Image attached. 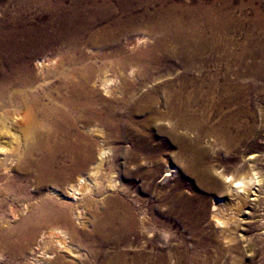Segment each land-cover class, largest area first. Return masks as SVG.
I'll return each mask as SVG.
<instances>
[{
    "label": "bare ground",
    "instance_id": "6f19581e",
    "mask_svg": "<svg viewBox=\"0 0 264 264\" xmlns=\"http://www.w3.org/2000/svg\"><path fill=\"white\" fill-rule=\"evenodd\" d=\"M230 2L0 0L3 264H201L188 250L210 247L208 264H243L233 251L250 202L264 205V171L233 161L255 112L248 86L206 64L226 59L241 26ZM254 13L260 33L236 75L264 80ZM164 167L175 183L162 207H137L135 175L154 181ZM158 233L177 248L160 249Z\"/></svg>",
    "mask_w": 264,
    "mask_h": 264
},
{
    "label": "rangeland",
    "instance_id": "374dc122",
    "mask_svg": "<svg viewBox=\"0 0 264 264\" xmlns=\"http://www.w3.org/2000/svg\"><path fill=\"white\" fill-rule=\"evenodd\" d=\"M178 1H181V0H178ZM182 1L183 2L189 1L191 3L197 2V0H182ZM206 1L211 2L212 0H206ZM230 3H231L229 6L230 10L233 11L234 16L238 20H240L241 26H236L234 28L232 27L231 28L232 30L230 29V31L228 32V35H229L228 41H227L228 45H227L226 49H227L229 54L226 56V59L224 61H218V62H214L212 60H209L206 62V64H207L208 69L211 72L210 74H213L219 68L227 74V75H225V76H227V78H229V79L231 78L233 81L238 80L243 85H246L249 87L248 100L251 103V106L253 108V112H255V113L252 114V116H250V117L249 116L246 117V119L244 118V120L246 122L245 123L246 129H248V131L251 132L248 134V137H250V138L247 137L248 140L246 139L248 141L247 147H242V148H244V151L243 152L238 151L237 152L238 154L237 153L234 154L233 163H235L236 161L239 162L241 159H243L244 162H246L249 165V168L251 169V171L253 173H255L258 171H264V160H263L264 158H262V157H264L262 155V154H264V118H263L264 117V102H263L264 101V91H263L264 90V80L258 79L254 76L239 77L238 78V76L236 75V72H241L244 70V68L240 65V60L239 59L237 60L236 57H237V54L242 53L244 51V47L246 45L245 41L247 40V37L249 35L258 36L259 31L258 30L256 31V29L251 28V26H250L251 22L250 21L254 17V14H255L254 12H255L256 8H260V9L264 10V0H231ZM247 62H250V61H247ZM262 62H264V61H262ZM176 65H177L176 66V75H181L182 72L184 71V67L179 62H177ZM193 74H194V72H193ZM256 107H258V108H256ZM256 137L258 140L255 139ZM248 146H250L251 148L250 147L248 148ZM253 156H255V157H253ZM169 162H171V161L168 160V163ZM170 164L173 165L172 162ZM109 166L110 165H107L106 167H109ZM252 167L254 168V170ZM166 168L167 167H164L163 171L159 174V176L157 178H155L154 181H152V180L145 181L141 177H137L135 175V179L133 180V182L129 186H130V189L132 192L131 198H133V196H134L135 198L139 199V203L137 204V207H142V208H145V209L150 210V211L151 210L157 211L158 209H160L162 207L160 200H159L160 196H162L164 193L170 194V192L174 186V183H175L174 175L165 176ZM185 168H186V163H181V164L176 163V170H177L176 174H175L176 175V183H177V179L179 177V173L183 172L185 170ZM104 175H105V173H104ZM190 181L191 180L189 178L185 179V182L187 184H189ZM187 192H188V190H187ZM216 197H217V195H210L208 197V206L209 207H211V208L213 207V204H214L213 201ZM253 197H256V196L253 195ZM250 205L248 208H246L250 214H247L244 216L243 223H242V227H244L248 232L246 231L245 233L244 232L240 233V236L243 239V242H242L243 248L240 249V251L234 250L233 254L238 259H241L243 261V264H264V249H263L264 248V237L262 236V233H264V229L261 226L264 224V210H263L264 205H262L260 207L259 198L252 200L250 202ZM256 224H257V226H256ZM180 229H181V227H180L178 221L176 220V224L174 225L173 230H176V232H177ZM250 236H254V237L257 236V239H255L256 243H253L251 245L248 244L247 238ZM258 236H259V238H258ZM154 240H155V243L159 245V248L163 249L165 251L169 250L170 247L174 244H176V248H177V245L179 242L177 237H176V240H173V238H171L167 241V239L159 233L154 236ZM255 249H256V251H255ZM188 251L192 255H195V257L198 259V261H200L199 263H201V264H208L209 261L213 262L217 258V255L219 253L218 249L216 247H210L207 250L199 249L196 251L189 249ZM4 259H5L4 256L0 257L1 264H3ZM7 263L12 264L10 262H7Z\"/></svg>",
    "mask_w": 264,
    "mask_h": 264
}]
</instances>
